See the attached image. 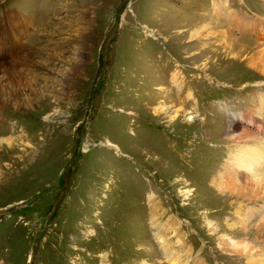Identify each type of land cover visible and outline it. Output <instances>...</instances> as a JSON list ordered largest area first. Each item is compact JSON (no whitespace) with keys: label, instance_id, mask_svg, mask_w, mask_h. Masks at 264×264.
<instances>
[{"label":"rangeland","instance_id":"374dc122","mask_svg":"<svg viewBox=\"0 0 264 264\" xmlns=\"http://www.w3.org/2000/svg\"><path fill=\"white\" fill-rule=\"evenodd\" d=\"M213 3H225L220 17ZM262 7L0 0V264H234L219 227L237 222V240L250 239L259 216L220 215L206 183L231 153L215 160L228 115L264 79L203 48L222 51L211 32L238 17L264 27ZM245 120L264 126V110Z\"/></svg>","mask_w":264,"mask_h":264},{"label":"bare ground","instance_id":"6f19581e","mask_svg":"<svg viewBox=\"0 0 264 264\" xmlns=\"http://www.w3.org/2000/svg\"><path fill=\"white\" fill-rule=\"evenodd\" d=\"M262 1L264 7V0ZM212 6H215V10H212V13L220 17V15L223 13L221 12V10H223V6H225V3H223L222 6L218 4L215 5V3H213ZM226 8H228V6H226ZM235 12L242 16V13L238 11ZM261 12H264V8L261 10ZM227 17L231 18L229 14L227 15ZM239 19L240 18L238 17L237 25L234 28L230 27L228 24H223L225 26L222 30L211 32L214 37L220 34L221 38L223 39V42L219 43V45H221L220 48H222V51L218 52L217 49L211 50L210 48H208L209 46H204L203 50L206 52L212 51L211 56H219L220 62H217V65H219V63H225L226 67L224 69H228L230 66L235 65L236 60H239L238 63H246V67L244 69L246 72L252 69L253 73H255L254 75L264 79V47L259 49V44H261L262 40H264V37H257L256 42L254 43L252 41L247 42L248 40H239V37L236 36L235 32L234 36L232 34V32L237 29V31H240L241 33L248 32L250 35H262L261 29L264 27L259 28L248 25L245 22L246 20L241 21ZM238 25L239 28H236L238 27ZM201 36L202 31H200L199 29H193L190 37L195 40H189L190 42L187 44V46L192 47L195 41L199 39L196 37ZM198 45V48H201L203 46V44ZM245 53H247L246 56H244ZM199 55L200 54L197 53L192 54L189 57L192 56V58H196ZM213 61H216V59H214ZM10 65L11 66L9 67L13 68V72L15 70L14 73H17L16 75L20 76L22 74L21 72H18V70H16L15 65ZM247 65L249 66V68L247 67ZM204 70H206V67ZM22 72H24V70H22ZM6 73L8 74V76L11 74V72L9 71H6ZM251 96L254 97V99L252 103L249 104V107L247 109H243L242 112L238 115H228L224 125L225 135L227 136L228 140L219 141L220 149L217 155H215V160H217L218 157H221L226 151H231V153H226L227 155H229V157L225 159V161L220 166H218L217 172L212 171L210 172V174L208 173L209 178L206 183L208 185L209 182V185L211 187L210 192L213 193V195L219 196V206L216 212L220 211V215H225L226 218L227 215L229 216L231 214H227V212L230 211L225 212V210L231 209V213L235 214L239 221H242V219L244 220L248 215L252 217L259 216V224L253 231H248V235H251L250 239L246 238L245 236L240 240H237L241 235V231L239 229L240 227H238L237 222L229 224L227 221H225V225L223 227H219L218 232H220V235L222 236V243L224 242V240L225 244L230 242V246H232V248L234 249L232 256H230L233 258V260H231L234 261V264H264V255H262L264 249V134L261 135V132H264V126L262 125V123H256V125H254V128L256 130L252 131L248 124L240 122L241 117H244L246 119V122L254 120V115L259 114L260 111L264 110V92H254L251 93ZM233 143L235 144L233 145ZM201 172L205 173L207 171L201 170ZM215 186L220 189V192L214 189ZM214 190L217 191V193H215ZM206 215L208 216L209 214L206 213ZM210 215H212V213H210ZM245 224H243V228H245ZM207 225L210 224L207 223ZM206 230L209 231L210 229L206 228ZM246 231L247 230H245V232ZM218 232L215 231L214 233ZM210 234L215 235L213 233ZM246 240H248L249 242H247ZM221 248L222 250H228L226 246L223 247V245H221ZM176 253L177 252H175V254ZM225 257L226 254H224V258ZM226 258H228V255ZM175 262L176 259H174V262L172 263L175 264Z\"/></svg>","mask_w":264,"mask_h":264},{"label":"water","instance_id":"95a60500","mask_svg":"<svg viewBox=\"0 0 264 264\" xmlns=\"http://www.w3.org/2000/svg\"><path fill=\"white\" fill-rule=\"evenodd\" d=\"M112 35V33L110 34V35H108V38H109V36H111ZM109 40V39H108Z\"/></svg>","mask_w":264,"mask_h":264}]
</instances>
